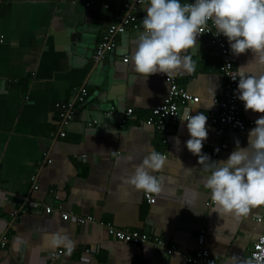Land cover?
Listing matches in <instances>:
<instances>
[{
    "label": "crops",
    "instance_id": "1",
    "mask_svg": "<svg viewBox=\"0 0 264 264\" xmlns=\"http://www.w3.org/2000/svg\"><path fill=\"white\" fill-rule=\"evenodd\" d=\"M127 1L0 3V264H188L186 257L198 251L201 230L204 246L217 262L240 264L264 229V222H256L264 217V206L240 220L218 213L215 204L206 206L212 200L205 177L211 173L187 149V121L162 134L141 125L169 88L165 74L146 79L131 61L144 31L148 0L134 11L139 28L115 34L114 50L96 56L107 27L117 23ZM224 39L239 74H264V65L251 51L233 55ZM197 40L196 71L172 78L199 98L188 104L194 109L191 115L208 117L203 153L214 161L226 160L237 140L248 146V134L262 114L244 108L242 118L253 122L252 127L245 132L226 129L222 138L215 135L209 116L217 113L211 104L222 97L226 79L210 37L199 35ZM125 48L127 53L121 54ZM81 89L86 97L79 105ZM56 103L74 109L64 128ZM224 141L226 149L221 148ZM152 151L165 155L167 162L152 173L163 180V190L150 193L155 202L149 204L146 192L124 184L123 178ZM47 207L53 209L50 214L44 213ZM62 213L146 233L160 245L125 244L96 224L65 222ZM54 233L72 241L70 255L64 245L52 246L46 239ZM58 250L63 254L51 259Z\"/></svg>",
    "mask_w": 264,
    "mask_h": 264
},
{
    "label": "clouds",
    "instance_id": "2",
    "mask_svg": "<svg viewBox=\"0 0 264 264\" xmlns=\"http://www.w3.org/2000/svg\"><path fill=\"white\" fill-rule=\"evenodd\" d=\"M148 3L142 20L144 31L135 41L131 55L135 72L146 79L158 73L168 78L194 73L197 65L193 55L199 52L197 37L209 20L217 29L216 35L227 37L233 55L251 51L255 61L264 65V0H194L183 5L180 0H148ZM189 49H193L190 54ZM120 51L127 53L126 48ZM237 92L246 111L262 115L248 134V146L241 147L237 140L236 149L226 160L214 161L202 151L208 138L205 114L193 116L194 109L186 108L179 118L181 122L187 121L191 137L186 141L187 149L198 157L204 171L211 173L205 177L204 186L210 190L218 213L240 220L248 217L253 208L264 206V74L241 73ZM166 162L165 155L152 151L131 175L123 178V183L159 195L163 180L152 173L160 171ZM46 239L52 246L64 245L71 254L73 245L66 234L54 233Z\"/></svg>",
    "mask_w": 264,
    "mask_h": 264
},
{
    "label": "built area",
    "instance_id": "3",
    "mask_svg": "<svg viewBox=\"0 0 264 264\" xmlns=\"http://www.w3.org/2000/svg\"><path fill=\"white\" fill-rule=\"evenodd\" d=\"M7 1L9 0H0V3ZM142 3L143 0H129L124 3L121 16L118 17L117 23L110 24L107 27L103 41L97 48V57L114 50L115 44L112 41V37L115 34L124 33L127 28L132 30H137L139 28L136 23L134 11L140 7ZM216 34L217 29L215 28L213 21L209 20L207 25L203 27L201 35L209 36L211 45L216 47L217 53L220 57L219 70L226 79L222 97L215 98V103L213 100L217 114H211L209 116V121L213 126H215V135L222 138L226 129L245 132L252 127L253 122L248 123L242 118V112L245 107L244 102L238 99L237 92L240 74L234 69L233 59L224 36L222 34ZM0 41H2V38ZM123 61L127 62V59H124ZM232 77H237V79L233 80ZM165 81L169 85L166 97L159 105L152 108L147 118L141 122L142 126L151 127L161 134L166 132L168 126H175L180 121L179 115L183 113L184 109L189 108L188 104H197L199 102V98L197 96H192L187 93L183 88L175 83L172 77L168 78L166 76ZM85 97L86 92L84 89H81L76 97L79 105L84 103ZM55 107L58 112L60 127L64 128L74 117L75 113L73 106L65 103H56ZM131 114L132 110L128 109L126 111V116L129 117ZM59 135L63 138L65 133L61 131ZM221 148H227V141L223 142ZM145 198L149 204H154L155 199L150 193H146ZM209 204L214 203L211 201L210 203H207L206 206H209ZM52 211L53 209L51 207L44 209L45 214H50ZM60 216L63 221H70L78 225L96 224L104 229L109 237L125 244L152 245L154 247H159L160 245L157 240L151 238L146 233L119 229L110 224L98 222L91 216H79L71 213H62ZM256 222L259 224L263 223L264 217L258 216L256 218ZM204 233L205 232L201 230L197 238V244L199 247L198 251L193 255L186 257L188 264H220L205 248ZM62 254L63 251L58 250L55 253H51L50 258L55 259L57 256ZM240 264H264V229L259 238L252 244L248 256Z\"/></svg>",
    "mask_w": 264,
    "mask_h": 264
}]
</instances>
